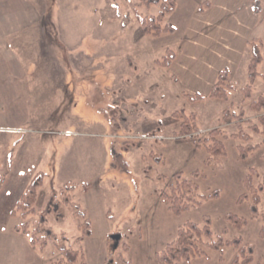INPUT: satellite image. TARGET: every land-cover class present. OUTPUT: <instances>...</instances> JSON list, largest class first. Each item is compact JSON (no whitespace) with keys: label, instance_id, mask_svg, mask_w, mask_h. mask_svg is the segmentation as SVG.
<instances>
[{"label":"rangeland","instance_id":"rangeland-1","mask_svg":"<svg viewBox=\"0 0 264 264\" xmlns=\"http://www.w3.org/2000/svg\"><path fill=\"white\" fill-rule=\"evenodd\" d=\"M143 2L0 0V264H70L62 244L80 251L75 264H160L158 255L190 222L210 225L205 242L243 238L253 264H264V110L251 108L264 97V22L253 32L262 54L254 81L249 49L204 51L182 84L160 64L181 39L143 33L137 14L162 8ZM191 2L178 0L165 23L182 29ZM219 68L215 83L227 70L232 84L227 100L210 97L206 84ZM193 114L199 131L181 136ZM214 129L223 155L209 151ZM255 145L240 157L241 147ZM178 172L200 195H219L175 213L163 193ZM41 175L25 216L19 202ZM229 215L247 224L237 227ZM24 223L29 230L17 231ZM204 250L175 264H231L239 253L232 245Z\"/></svg>","mask_w":264,"mask_h":264},{"label":"trees","instance_id":"trees-1","mask_svg":"<svg viewBox=\"0 0 264 264\" xmlns=\"http://www.w3.org/2000/svg\"><path fill=\"white\" fill-rule=\"evenodd\" d=\"M144 3H161V11L158 15L152 17H143L139 14L138 20L141 24L142 30L144 33L154 36H161L162 34L169 33L175 31V27L171 24L165 23V18L168 13H171L176 8L175 0H144ZM255 11L258 13L262 12V4L260 1L256 0L254 3ZM264 20V17L263 19ZM252 45L253 59L250 64V77L251 80L254 81L257 75V67L258 64L262 60V54L260 46L257 43V40H252L250 42ZM175 57L174 51L168 49L167 55L164 60L160 62L161 65L168 67L170 66L172 60ZM232 87V84L228 82V71L223 70L217 82L213 85L210 97L220 98V99H229L228 90ZM191 99H204L205 97L197 94L190 95ZM251 108L255 111L264 110V97H261L258 101L253 102L251 104ZM239 117H242L239 116ZM261 123L264 125V115L260 117ZM199 131V128L196 125V117L193 114L190 117H186L183 122L182 129L180 132L181 136L186 135H194ZM219 129H214L211 131V135H213L214 145L209 147V151L215 155H223L225 154V144L222 140L218 139L216 136L220 134ZM243 133V131H241ZM264 134V131H263ZM205 142H210L209 139H206ZM258 145L253 146L249 149V147H241L240 148V157L247 158L249 152L253 149H256ZM253 175L250 174L247 177L248 185L252 184ZM43 176L41 175L38 179L33 181L28 187L26 193L23 195L22 200L19 202V207L26 210L24 215L33 211V204L37 201V189L42 185ZM199 186L192 179L183 178V172H178L174 176V182L169 186L168 191L163 193V198L169 202L170 208L177 214L190 209V207L195 206L197 204H201L203 199H208L212 197H216L219 195V191H213L210 195H200L198 193ZM244 198H247L244 194L240 198V201ZM260 203V199L258 196H255V203L253 208V214L258 215L257 205ZM80 215L84 216L85 212L80 211ZM229 219L235 224L237 227H243L247 224V219L243 217H239L237 215H229ZM86 223H90L87 220ZM39 231L42 228V223L39 224ZM17 231H28L29 224L24 223L21 226L16 227ZM47 237L43 239L41 244L42 249H46L49 245L48 239L53 236V232L51 229L47 230ZM88 234H91L89 230ZM49 236V237H48ZM213 233L211 231L210 225H205L204 227L199 226L195 223H187L184 227H181L178 232V238L166 245L164 250L158 255V261L160 264H175L181 260H190L197 256H205L207 252L204 250V245L207 246L208 249L222 251L225 246H235L238 248L239 253L236 255L231 264H253L254 256L253 252L250 248H247L243 245V238H235L231 241H224L221 237L217 241L213 243L205 242L206 238H211ZM35 233L32 235V245L35 247L37 245ZM59 249L64 252V257L70 264H75L80 255V251L73 250L71 248L66 247L65 244L59 245ZM83 255V254H82Z\"/></svg>","mask_w":264,"mask_h":264},{"label":"crops","instance_id":"crops-1","mask_svg":"<svg viewBox=\"0 0 264 264\" xmlns=\"http://www.w3.org/2000/svg\"><path fill=\"white\" fill-rule=\"evenodd\" d=\"M175 1L176 8L171 13L179 5L178 0ZM190 1L193 3V11L187 13L188 19L184 21L182 29L171 24L175 31L169 32L179 37L182 45L176 51L171 49L175 57L167 68L171 69L172 76H176L182 84L183 75L191 71L195 58H199L204 51L216 56H235L244 54L249 49L252 51L250 42L254 39L253 32L264 22L262 12L255 11L256 0ZM258 1L261 2L263 11V2ZM219 70L220 68L213 72L206 82L210 84V88L214 85Z\"/></svg>","mask_w":264,"mask_h":264}]
</instances>
